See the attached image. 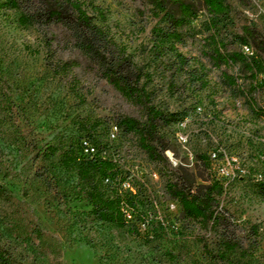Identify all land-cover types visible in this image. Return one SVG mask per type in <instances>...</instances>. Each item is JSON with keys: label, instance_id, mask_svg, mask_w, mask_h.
Wrapping results in <instances>:
<instances>
[{"label": "rangeland", "instance_id": "obj_1", "mask_svg": "<svg viewBox=\"0 0 264 264\" xmlns=\"http://www.w3.org/2000/svg\"><path fill=\"white\" fill-rule=\"evenodd\" d=\"M93 1L99 24L149 74L153 106L180 115L162 130L167 161H151L138 134L117 128L141 119V108L72 50L64 30L21 26L19 12L0 8V243L21 264H264V0H226L229 14L217 18L186 0L194 15L167 44L153 34L170 27L167 11L151 0ZM176 52L190 61L182 69ZM59 61L77 66L55 73ZM201 67L206 85L191 79ZM83 140L117 165L120 179L98 185L134 204L124 228L96 219L89 184L62 163ZM48 146L59 151L43 158ZM186 176L223 186L219 229L183 215L170 186ZM225 234L238 246L228 248Z\"/></svg>", "mask_w": 264, "mask_h": 264}, {"label": "trees", "instance_id": "obj_2", "mask_svg": "<svg viewBox=\"0 0 264 264\" xmlns=\"http://www.w3.org/2000/svg\"><path fill=\"white\" fill-rule=\"evenodd\" d=\"M206 10L215 18L226 17L229 6L226 0H201ZM153 5L161 12H166L169 28L153 29L157 41L162 44L181 41L178 29L187 18L194 15V9L186 0H151ZM0 8L19 12L21 26L37 27L42 31L60 28L67 35L72 50L78 52L90 65H92L101 79L128 102L141 108V119L124 117L119 120L117 128L127 133H136L140 136V148L154 162L167 161L164 153L167 147L163 145L162 130L179 120L178 113L166 114L152 104L151 95L146 88L149 74L133 61L127 54L124 46L118 44L108 29L99 24L104 19L103 10L93 0H0ZM250 36L254 32L247 29ZM242 44L248 48V39L242 38ZM50 48V45H48ZM158 51H161L158 48ZM172 51H175L174 44ZM216 59L228 61L220 49L214 50ZM176 63L180 69L189 64V59L176 52ZM238 57L245 58L243 53ZM253 64L259 72H263V65L256 58ZM77 63L61 62L52 68L55 73L71 72ZM193 82H202L206 85V71L201 67L199 71L190 72ZM1 79V74H0ZM261 85L264 87V80ZM96 143H94L95 145ZM87 145L94 149L87 152ZM87 140L80 145H72L64 152L62 161L65 167H77L80 177L89 184L90 203L96 219L99 221L124 228L131 220L127 218L126 207L134 208L132 202H124L120 197H107L100 189L98 183L105 180L117 182L120 172L112 160L105 158L97 146ZM59 151L56 146H48L39 155L50 158ZM209 168V167H207ZM173 197L182 206L183 215L191 220L199 221L204 225H211L219 229L226 222L223 213L219 212V198L223 195V186L219 181L209 184H197L192 176L181 178L171 186ZM3 189L0 188V194ZM264 195V185L261 188ZM130 203V204H129ZM238 240L224 235V244L228 248L238 246ZM221 257H224L222 254ZM0 264H21L14 256L10 247L0 243Z\"/></svg>", "mask_w": 264, "mask_h": 264}, {"label": "built area", "instance_id": "obj_3", "mask_svg": "<svg viewBox=\"0 0 264 264\" xmlns=\"http://www.w3.org/2000/svg\"><path fill=\"white\" fill-rule=\"evenodd\" d=\"M245 50L246 51H249V48H247V47H245ZM90 152V153H93L94 152V149L93 148H91L89 145H87V152Z\"/></svg>", "mask_w": 264, "mask_h": 264}]
</instances>
